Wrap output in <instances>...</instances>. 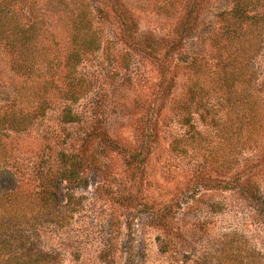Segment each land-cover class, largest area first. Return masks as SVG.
<instances>
[{"label": "rangeland", "instance_id": "374dc122", "mask_svg": "<svg viewBox=\"0 0 264 264\" xmlns=\"http://www.w3.org/2000/svg\"><path fill=\"white\" fill-rule=\"evenodd\" d=\"M80 1L103 43L79 66L87 92L1 133L17 152L0 191L53 189L70 156L82 175L25 229V249L46 264H264V22L228 39L234 0ZM18 81L0 41V107L36 106ZM64 106L79 119L63 121Z\"/></svg>", "mask_w": 264, "mask_h": 264}, {"label": "trees", "instance_id": "16d2710c", "mask_svg": "<svg viewBox=\"0 0 264 264\" xmlns=\"http://www.w3.org/2000/svg\"><path fill=\"white\" fill-rule=\"evenodd\" d=\"M234 2V7L223 13V19L227 22L224 33L228 39L233 35H241L243 31L251 33L254 26L264 22V0ZM259 8H262L261 14L255 12ZM0 41L8 46L12 55L13 70L19 76L16 85L20 96L26 103L36 105L32 109L18 108L14 104L0 107L2 167L1 163L17 149H14L13 144L9 146V139L3 140L4 135L1 133L24 130L45 109L79 101L89 85V81L80 74L79 66L89 53L102 48L103 43L94 26L91 10L80 0H0ZM225 58L221 55V63H227ZM193 62L190 78L195 79L193 76L201 72L202 68L196 61ZM211 66L207 65V71ZM222 67L225 68V64ZM218 85L224 94L230 92L232 87L225 78ZM196 86L194 81L189 85L192 96ZM78 119L79 116L70 107L64 106L63 121L75 122ZM69 159L72 160L69 167L55 171L53 189L37 192L29 182H23L24 185L16 188L1 189L0 259L3 258L4 263L48 262L49 254L34 251L33 247L25 249L24 238L31 237L25 233V229L34 227L42 217L53 214L55 206H52V202L57 201L63 182L73 186L82 179L80 169L76 168L77 161L71 156ZM61 214L63 212L59 211L56 216V222L60 225L65 223ZM21 257L25 258L24 261L20 260ZM245 264L251 263L245 261Z\"/></svg>", "mask_w": 264, "mask_h": 264}]
</instances>
